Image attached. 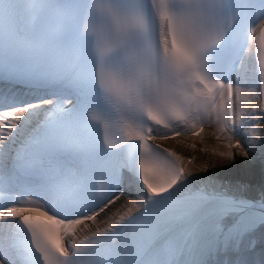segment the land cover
<instances>
[{"label":"snow or ice","instance_id":"snow-or-ice-1","mask_svg":"<svg viewBox=\"0 0 264 264\" xmlns=\"http://www.w3.org/2000/svg\"><path fill=\"white\" fill-rule=\"evenodd\" d=\"M262 120L264 0H0V264H264Z\"/></svg>","mask_w":264,"mask_h":264},{"label":"bare ground","instance_id":"bare-ground-1","mask_svg":"<svg viewBox=\"0 0 264 264\" xmlns=\"http://www.w3.org/2000/svg\"><path fill=\"white\" fill-rule=\"evenodd\" d=\"M248 74H250L249 69H246L244 64L239 70V75L240 77L242 76L245 77ZM255 102L259 103L258 100ZM258 127L262 131L261 129L262 127L260 124L258 125ZM216 132L217 129L215 126L205 127V130L202 133V137H203L202 139L200 137H193L191 135H182L180 137H177V141H182L183 142L182 144L172 140L165 141L163 143L184 157H186L187 155H190L191 158L194 157L193 164L195 166H199L201 164H204L205 162L216 163L218 166L219 158L213 154L214 151H228V149L226 147V141L216 139L215 137ZM192 145H195V148H193ZM205 149L207 151H205ZM237 175L238 173L236 171H227V170L220 171L217 173L218 178L221 179L223 182L231 181ZM243 178L251 181V186L253 191L250 193V195H255L256 192L259 190L261 183V177L259 175V171L257 170L255 174H249ZM122 200L123 203H127L126 199L122 198ZM117 207H121L120 202H118ZM82 234L85 233H79L78 236Z\"/></svg>","mask_w":264,"mask_h":264}]
</instances>
